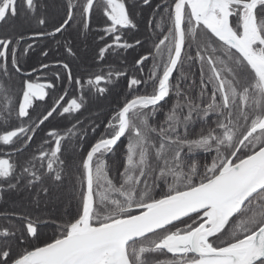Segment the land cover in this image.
<instances>
[{
	"label": "snow or ice",
	"instance_id": "1",
	"mask_svg": "<svg viewBox=\"0 0 264 264\" xmlns=\"http://www.w3.org/2000/svg\"><path fill=\"white\" fill-rule=\"evenodd\" d=\"M138 2L0 0V200L20 193L0 264H264V0H163L147 39ZM45 39L63 57L29 63ZM121 78L104 121L79 118Z\"/></svg>",
	"mask_w": 264,
	"mask_h": 264
},
{
	"label": "trees",
	"instance_id": "2",
	"mask_svg": "<svg viewBox=\"0 0 264 264\" xmlns=\"http://www.w3.org/2000/svg\"><path fill=\"white\" fill-rule=\"evenodd\" d=\"M58 2L60 3V8H61L62 0H58ZM130 2H131V0H130ZM162 2H163V0H152L150 7L149 6H143V5L139 4V2H138L137 6L134 8L133 11L135 13H137L136 19H137V22L139 25L138 35L141 39H147V37H148V34L145 31L146 19L153 14L152 10L156 7V5L159 3H162ZM11 23L12 22H9V24L0 25V34H2L5 31L11 30V28H9V27H11ZM131 35L132 34L129 33V36H131ZM76 36H77V34L73 31L70 38L74 39V38H76ZM89 40L90 41H89L88 47L90 48L91 56L90 57H83L81 62H76V67L73 70L74 75H84L85 78L87 77V74L93 73V72H98L100 70V66L97 65L93 59V56H94L93 48H94L95 42L91 36H90ZM55 44H56L55 41H49L46 43L47 46L53 47V49H54ZM151 46H152L151 43H145L143 48H138V50H129L128 53L123 54V56H121V57L110 56L108 58L107 63H111V64H114L116 66H120L121 59L126 58L127 64L130 66L133 62L134 57L138 58L139 55L143 54L146 50L151 48ZM60 50L63 51L62 49H60ZM53 51L55 52V50H53ZM38 53H39V51H38ZM33 56H32L33 58L29 61V63H31L35 66H38L40 61L38 60L37 56H35V55H33ZM54 58L59 59L60 57L58 58V57L54 56ZM52 59L53 58H49L48 60H46L44 62L47 63ZM125 70H127V69H125ZM145 71L147 72V69H145ZM48 75L50 76L51 72H49ZM71 91H72V89L70 88V92ZM141 91H143V89H141ZM118 93L120 95H117ZM126 94H127L126 81L123 78H121L119 85L113 89L112 95L109 96L108 99H104V100L93 99V100H91V102L88 105H86L85 109L82 110V113L79 115V118L84 119V120L95 119L97 122L104 121L106 115H108L109 108L114 106V103L116 100L123 99V96ZM99 108H103V110L100 111ZM64 123H66V122H64ZM40 135H43V133H41ZM37 139H39V137H37ZM110 163H112L113 165H119L121 163L120 149L117 150V154L110 157ZM19 197H20L19 192L6 195L4 197V199H2V202L0 203V207H1L0 211H4V210H6L8 208H12L14 206H18L20 204V198ZM13 203L16 205H14ZM42 207H43V205H42ZM63 210L64 209H61V211H63ZM47 231H48V234L50 235L51 230L49 229Z\"/></svg>",
	"mask_w": 264,
	"mask_h": 264
},
{
	"label": "bare ground",
	"instance_id": "3",
	"mask_svg": "<svg viewBox=\"0 0 264 264\" xmlns=\"http://www.w3.org/2000/svg\"><path fill=\"white\" fill-rule=\"evenodd\" d=\"M51 1H55V0H48V3H50ZM50 6H51V4L49 5V9H48V14H49V16L50 17H52L53 19H55V18H57V16H58V14H56L55 13V10H50ZM59 11H60V9H59ZM18 23V22H17ZM28 26L25 24V28H27ZM34 27V26H33ZM90 39V36L87 38V39H84L83 37H78V36H76V38H74L73 40L75 41V43H76V49H77V52H78V57L76 58V59H74V60H72L71 62H72V67H73V70L75 69V67H76V62H81V60L83 59V54L86 52V51H88L89 50V40ZM47 42H49V40H47V39H45V40H43V41H40L39 42V47H41V48H43V47H48V48H50L51 50H52V52H51V55L49 56V58H54V56H56V57H60V58H62L63 57V51H59L58 52V50H57V46H56V44H55V46H54V49H53V47H49V46H47L46 45V43ZM139 48V47H138ZM138 48H136V49H134V50H138ZM53 50H55V52L53 51ZM38 51H39V48H37V50H36V52L33 54V55H35V56H37L38 57V60L41 62V61H46L43 57H41V56H39L38 54ZM34 57V56H33ZM32 57V58H33ZM48 58V59H49ZM47 59V60H48ZM77 69V68H76ZM2 202V200H0V203ZM3 207V206H2ZM1 208V207H0Z\"/></svg>",
	"mask_w": 264,
	"mask_h": 264
},
{
	"label": "rangeland",
	"instance_id": "4",
	"mask_svg": "<svg viewBox=\"0 0 264 264\" xmlns=\"http://www.w3.org/2000/svg\"><path fill=\"white\" fill-rule=\"evenodd\" d=\"M51 4V6H50V10H55V13L56 14H58L59 13V9H61L60 8V3L58 2V0H55V1H51L50 3H49V5ZM27 25V24H26ZM9 28H11V27H9ZM91 51H90V48H89V50L88 51H86L84 54H83V56L84 57H90L91 56ZM99 110L100 111H102L103 110V108H99ZM99 111V112H100ZM20 198V197H19ZM19 200V199H18ZM17 201V200H16ZM14 204V203H13ZM18 204V203H17ZM14 205H16V204H14Z\"/></svg>",
	"mask_w": 264,
	"mask_h": 264
}]
</instances>
